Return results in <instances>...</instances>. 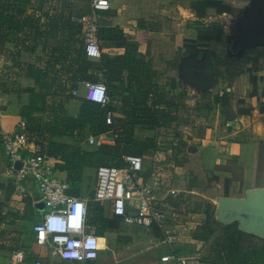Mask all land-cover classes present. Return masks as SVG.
<instances>
[{"label":"crops","instance_id":"obj_1","mask_svg":"<svg viewBox=\"0 0 264 264\" xmlns=\"http://www.w3.org/2000/svg\"><path fill=\"white\" fill-rule=\"evenodd\" d=\"M70 2L0 0V15L9 10L8 15H2L3 20L0 21V79L4 70L8 76L12 75L5 81L16 87L9 89L0 80V134L13 133L24 119L37 121L42 126L62 118L76 120L84 103L81 97L84 81L105 85L110 99L108 111L113 118L116 106L135 102H146L147 107L156 103L155 109L161 115L165 113L173 118L178 110L172 106V102L166 101L165 95L168 94L172 100L173 95L186 93L187 88L198 91L184 83L180 74V68L187 59L179 54L184 40L194 39L200 25L230 17L208 13L205 18L198 19L190 9L191 0H135L126 9L127 14L122 12L118 15L120 10L100 19L98 42L102 57L92 60L82 54L81 28L75 23L89 9L83 3ZM140 17L142 19L135 22ZM146 21L154 24L156 33L154 30L145 32L142 26ZM112 29L117 30L118 37L108 32ZM4 57L8 59L6 64ZM258 64L252 70L254 76L262 79V88L258 91L264 96V58ZM39 71L44 74L43 77ZM251 90L250 75L245 72L235 78L218 79L214 86L198 91L208 93V114L194 125L195 129L185 133L188 138L184 147L186 156L182 155L181 166L174 165L170 169L177 172V178L183 184L178 189L184 191V198L189 199L185 209H189L191 196H202L198 192L200 183L197 181L206 182L211 178L224 181L222 187L228 191V197L239 198L237 193L254 176L256 167L263 166L264 111L256 107L248 115L238 114L242 107L238 105L239 101H244L246 105L252 103L249 98ZM73 91L77 92V97L72 96ZM216 97L220 98L217 103L214 100ZM221 101L224 104H220ZM262 103L264 105V97ZM166 105L172 107L169 112ZM229 109L233 113L230 114ZM86 130L83 129V132ZM57 140L66 144L76 142L75 137L69 136H60ZM7 163L2 150L0 175L4 179L0 182V188L3 190L11 186ZM56 163L54 159L51 161L54 167ZM232 164L240 172L239 178L234 177L235 170L228 168ZM88 170L84 172L82 184ZM56 174L61 179L66 178L65 173L56 171ZM192 175L199 178L193 177V181H189ZM248 188L254 189L255 196L263 194L264 186ZM82 196L79 198L84 199ZM31 197L35 198V203L38 201L36 191ZM221 197L226 198L225 193ZM85 200L88 203L92 201ZM204 205L196 209H204ZM39 206L36 204L39 211L37 222L41 210ZM103 207H108L110 212L109 205ZM200 222L199 226H202L204 222ZM89 232L95 234L96 231L91 228ZM159 262L175 264L163 263L161 258Z\"/></svg>","mask_w":264,"mask_h":264},{"label":"built area","instance_id":"obj_2","mask_svg":"<svg viewBox=\"0 0 264 264\" xmlns=\"http://www.w3.org/2000/svg\"><path fill=\"white\" fill-rule=\"evenodd\" d=\"M88 13L79 16L75 23L81 28L80 46L87 59L100 60L98 33L102 13L110 11L108 0H84ZM84 93L82 99L90 104L99 105L108 111L110 99L102 83L82 82ZM77 97V92H72ZM105 123L112 125L113 116L107 112ZM112 133V134H111ZM111 135V136H110ZM4 155L7 157L9 185L13 187L14 196L23 201L37 192V205H42L39 220L32 228L36 244L48 248L61 260L73 263H92L99 258L101 240L87 225L88 201L69 194L70 186L66 180L57 176L51 164L54 158L48 155L46 136L31 131L26 121L18 123L11 134L1 133ZM117 135L112 130L97 137L89 136L86 143L93 145H111ZM42 140V141H40ZM111 142V143H109ZM167 151L163 158L166 167L174 168V150ZM124 167L100 166L95 170L96 187L92 201L104 206L109 204L110 213L122 220L126 226H136L146 233L158 231L163 242L172 245L175 236L171 233L177 228L179 210L168 205L169 199H176L184 191L170 187L161 181L156 172L158 161H152L151 168L145 167V157L123 155ZM55 160V159H54ZM20 168H15V163ZM150 169V173H149ZM148 173L147 177L145 173ZM178 211V212H177ZM172 221L171 224L168 222ZM26 253L14 250L10 253L8 264H25ZM163 263L175 264H210L199 256L184 257L174 253L161 257ZM33 264H41L36 260Z\"/></svg>","mask_w":264,"mask_h":264},{"label":"trees","instance_id":"obj_3","mask_svg":"<svg viewBox=\"0 0 264 264\" xmlns=\"http://www.w3.org/2000/svg\"><path fill=\"white\" fill-rule=\"evenodd\" d=\"M240 1L245 2V4L242 5L238 11L240 14L248 8L250 0H191L190 9L194 12L198 19L205 18L208 13L216 16L224 14L235 16L232 4H236ZM84 5H86L85 1ZM2 15H4L3 12L0 15L1 22L3 20ZM108 32L116 34L117 37L119 36L117 30L112 29ZM106 33L107 32H105V34ZM227 40L228 38L223 30V25L221 26L214 22L211 24L200 25L197 28V35L194 39L184 40L179 54L191 61L205 60L207 55H210V62L212 64L216 80L226 79L227 77L235 78L245 72L249 73L250 83L252 84V90L249 94V98L252 103L246 105L244 101H239L238 105L242 107L238 111V114L248 115L256 107L263 112L264 105L262 100L264 96L262 92L258 91L262 88V79L253 75V67L250 66L253 63V60L250 59L247 53H243L244 55L240 54L241 56H237V54H234L232 51H229L230 53H228L226 49H228L231 44H228ZM257 50H259V54H254L255 63H258L259 60L264 58V47ZM232 70H234V75L229 76ZM38 73L41 77L44 76L41 71ZM214 100L217 103L220 98L216 97ZM222 103L223 102L221 101L220 104ZM146 104L147 103L145 102L132 105L128 113V117L132 120L131 128L134 124L150 126L155 123V119H158L157 122L159 124H161L159 122L160 119H163L167 125L173 120L172 117H169L170 115H166L165 113L161 115L160 111L155 109L156 103H152L150 107H147ZM142 106H145V108H141ZM225 106H227V104ZM107 112L108 111L106 109L101 108L99 105L90 104L84 101L81 114L76 120L62 118L59 120H52L42 126L37 121L24 119V121H26L29 125L30 130L38 132L41 139H43L42 137L44 136L48 138V155L57 161L55 170L59 173H65L66 178L64 180H66L69 184V194L72 196L81 197L82 192L80 187L83 182L85 170L93 169L95 171L100 166H114L122 168L124 167V163L121 159L123 155L145 157L144 155L149 153L154 147V139L149 140L147 143H142L134 140L133 137L126 131H122L120 134L117 130L118 124L121 123L119 118L114 119V123L111 126L107 125L105 123ZM83 129H87L85 131L86 135L83 132ZM110 130L117 135L113 144L95 145L94 148L89 149L85 147L89 146L86 143L88 134L97 137L103 133L109 132ZM60 136H75L76 138L78 136L79 140H76L75 144L61 143L57 140V137ZM85 136L86 139L84 138ZM182 145L185 147L186 143H182ZM171 149L176 151L177 154L180 153L176 147L172 146ZM1 151L2 143L0 137V152ZM183 159V156L179 155L174 157V165L181 166ZM260 168L261 166L259 165V169ZM147 175L149 174L146 172L145 176L147 177ZM6 192V199L8 200L13 194V187L9 186ZM183 194L184 193L179 194L176 199L170 198L168 205L175 209H185L187 201ZM225 196L228 197L227 190L225 191ZM24 201L26 203L24 218H27L26 220L28 221H32L35 217H37L39 212L37 210L36 203L33 201L31 196L25 198ZM2 206L3 204L0 203V210ZM104 211L105 207L100 206L98 202L90 201L88 203L87 225L89 229L94 228L96 231L95 235L98 237H103L105 230L119 229L122 224V220L118 217H114L110 212V218L107 219V217L103 216ZM205 214L206 221L202 225L203 230H198L192 235V238L197 241H205L216 231H219V235L214 240L210 256L201 258L203 261L210 264H264V240L240 231L238 223L236 222L230 224L216 223L209 210H206ZM2 218L3 217H1L0 213V222L2 221ZM171 222L172 221H169L168 223L171 224ZM212 225H214V227L211 230L210 227ZM208 230H211V232L208 233ZM151 233L153 235L160 236L158 231L153 230ZM257 240H260L262 244L258 245L255 242ZM30 241L31 253L25 252V260L28 262L39 260L37 257H39L40 247L36 244L33 234L31 235ZM20 248H23L24 250V246H21ZM14 249L17 250V246L14 247ZM171 253L181 256L183 254V250L171 248L168 254Z\"/></svg>","mask_w":264,"mask_h":264},{"label":"rangeland","instance_id":"obj_4","mask_svg":"<svg viewBox=\"0 0 264 264\" xmlns=\"http://www.w3.org/2000/svg\"><path fill=\"white\" fill-rule=\"evenodd\" d=\"M70 3H83L82 0H70ZM110 3V11L107 13H102L101 18H107L108 16H112V14H115L117 11L121 12L118 15H121L122 12H125L124 14H127V10L129 5L133 3L135 0H108ZM245 2L240 1L236 4H232L234 7L233 10L235 11V16L230 17H224L222 19L216 20L214 23H217L219 25H223V30L227 35V43L231 44V46L226 49L228 53L229 51H233V36L235 32V28L237 23L239 22V19L241 16L238 11L240 10V7L244 5ZM9 11V10H8ZM6 11V14L7 12ZM133 11H130V13ZM4 14V15H6ZM8 15V14H7ZM114 16V15H113ZM142 19L136 18L135 22H139V20ZM102 21V20H101ZM206 24H211L210 22H207ZM205 24V25H206ZM144 27L145 32H151L154 30L156 33L157 30L154 28V24L146 21L143 23L142 28ZM264 47V46H263ZM262 47H254V48H248L245 52L249 55L250 59L253 60V63L250 65L251 67H256L259 65L257 62L255 63V55L259 54V50ZM241 54V53H240ZM238 54L237 56H241ZM242 53V55H244ZM6 57V56H5ZM4 57V64L8 61ZM178 63V60H177ZM3 64V65H4ZM8 64V63H7ZM6 66V65H5ZM174 67V64H173ZM8 68H6V71L8 72ZM1 83H5L7 88H16L15 84H10L9 81H5L8 78H10L12 75L9 76L4 72L1 73ZM234 75V70H232L231 74L229 76ZM174 77V72H173ZM233 78V77H230ZM163 82V81H162ZM181 86V84H180ZM187 95V96H186ZM208 93H200L196 90H192V88H187L186 93H178L177 96L173 95V98L171 100V97L166 94V101L168 103L172 102V106L177 109L176 116L173 117V120L170 122V124H166L163 119H160L159 124L157 122L158 119H155V123L151 124L150 126H141L134 124L132 125L131 118L128 117L129 110L131 109V106L133 104L139 103H123L122 105L116 106L114 109V118H119L121 120V123L118 124L117 130L122 133V131H126L129 135L133 137L134 140L147 143L149 140L154 139L155 144L154 147L150 150L149 153L145 154V167L148 172V168H151L152 161H158V166L156 169V173L160 175L161 181H165V184H169L170 187L179 188L180 186H183L181 181L177 178V172L172 171L175 173H172L170 171L171 167H166V164H163V158H166L164 154H167V151L172 156L171 153V147H176L177 150L180 152L179 156H186V149H184L182 143H185L188 141L187 138V132H189L191 129H195L194 125L198 121L201 120L202 116H205L206 110H208ZM82 97V95H81ZM175 97V98H174ZM79 99V98H75ZM212 104V103H211ZM129 109V110H128ZM166 109L169 112V110L172 109L171 105H166ZM126 110V111H125ZM110 132V131H109ZM112 134V133H111ZM86 135V133H85ZM111 136V135H110ZM75 137V136H74ZM76 138V137H75ZM86 139V136L84 137ZM73 139V138H72ZM116 139V138H115ZM78 139V136L76 138ZM111 143V142H109ZM73 144H75L73 142ZM84 144V143H83ZM86 148H94L93 146H85ZM261 162V161H260ZM261 164V163H260ZM261 168L259 169V165L256 167V172L254 173V176L247 182V184H244L243 187L239 190L237 193V196L239 198L237 199H243V196L245 195V190L249 189L248 186H264V180L262 178L264 177V164L263 166L260 165ZM228 168H231L236 171L235 178L240 177V172L237 170L236 166L232 164V166H229ZM258 170V172H257ZM150 173V169H149ZM95 171L93 169H90L86 173V177L84 180V183L81 185L80 189L83 195L82 197L85 199H92L93 192L95 190L94 187H96V179H95ZM193 174V173H192ZM199 178V176L192 175L191 179L189 181H193L192 179ZM212 177V176H211ZM4 177L0 175V182H2ZM202 179V178H201ZM200 183L198 186V192L201 193L202 196H191L190 199V206L189 209H183L179 210L178 215V223L179 226L177 228H174L172 230V234L176 237L172 245H168L163 242V238L159 235H153L152 233H146L141 228L136 226H126L124 224H121L119 229L116 230H105L103 233V237L101 240V250L99 252V259L95 262H92L90 264H160L159 258L167 255L171 248H177L183 250V254L181 256L184 257H196L199 256L200 258H203L205 256H210L212 251V245L214 243L215 238L219 235V231L214 232L208 239L205 241H197L192 238V235L196 233L198 230H203L202 226H199L200 223L206 221V210H209L210 213H212L216 223H220L218 220L217 215V207L219 206V201L223 199L222 194L225 193L223 183L224 181L217 180L215 181L214 178H211L210 180L205 182V180L197 181ZM219 186V187H218ZM258 188V187H255ZM1 189V188H0ZM14 192V190H13ZM261 194V193H260ZM258 195V194H257ZM7 192L6 190L1 189L0 191V203L3 204L0 213L2 221L0 222V264H8V258L12 251H14V247L17 246V250H23V248H20L21 246H24V250L26 253H31V235H32V228L37 223V217H35L32 221L26 220L27 218H24V210L26 209V203L25 201H20L17 199V197L14 196V193L11 195V197L7 200ZM186 197V195H185ZM232 198V197H229ZM253 198H255V195H253ZM35 199V198H32ZM187 199V197H186ZM189 199L186 201L188 202ZM202 204H205L204 209H196L199 206H202ZM109 205V204H107ZM109 210L108 207H105V211L103 216L110 218L109 216ZM214 225H212L210 228H212ZM211 230H208L207 232L210 233ZM258 245H261L262 242L260 240L255 241ZM27 247V248H25ZM39 254L41 256L40 261L41 264H86V262L83 263H73V262H67V261H61L54 253L48 248H40ZM31 256V255H30ZM39 258V257H37ZM33 261H26L25 264H32Z\"/></svg>","mask_w":264,"mask_h":264},{"label":"water","instance_id":"obj_5","mask_svg":"<svg viewBox=\"0 0 264 264\" xmlns=\"http://www.w3.org/2000/svg\"><path fill=\"white\" fill-rule=\"evenodd\" d=\"M233 53L242 54L248 48L264 46V0H250L241 15L233 36ZM184 83L204 91L216 84L210 55L205 60L186 59L180 68ZM229 113H233L229 109ZM20 168V163H15ZM261 189V188H260ZM263 194L253 198L254 189L245 191L243 199L223 198L217 207L218 220L222 224L238 223L240 231L264 239V188ZM42 209V205L39 206Z\"/></svg>","mask_w":264,"mask_h":264},{"label":"flooded vegetation","instance_id":"obj_6","mask_svg":"<svg viewBox=\"0 0 264 264\" xmlns=\"http://www.w3.org/2000/svg\"><path fill=\"white\" fill-rule=\"evenodd\" d=\"M98 259H99V258H98ZM98 259H97V260H98Z\"/></svg>","mask_w":264,"mask_h":264}]
</instances>
